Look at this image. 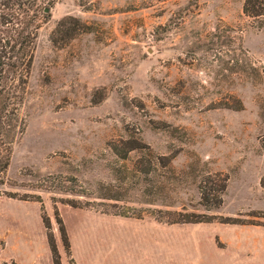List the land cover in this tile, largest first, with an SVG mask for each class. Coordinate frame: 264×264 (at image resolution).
Wrapping results in <instances>:
<instances>
[{"label": "rangeland", "instance_id": "374dc122", "mask_svg": "<svg viewBox=\"0 0 264 264\" xmlns=\"http://www.w3.org/2000/svg\"><path fill=\"white\" fill-rule=\"evenodd\" d=\"M243 2L40 0L4 188L39 198L0 195V264H264V17Z\"/></svg>", "mask_w": 264, "mask_h": 264}, {"label": "trees", "instance_id": "16d2710c", "mask_svg": "<svg viewBox=\"0 0 264 264\" xmlns=\"http://www.w3.org/2000/svg\"><path fill=\"white\" fill-rule=\"evenodd\" d=\"M40 7V0H0V195L20 200L35 199L39 196L6 191V185L14 186L6 177L15 143L26 130L27 120L24 104L28 80L33 63L38 32L46 23L49 13ZM49 8V7H48ZM242 12L251 18L264 17V0H244ZM252 70L256 68L250 65ZM233 104L224 102L220 107L242 109L240 100ZM126 154L121 158H125ZM227 178L215 189L199 186V204L205 209L218 208L221 195L226 188ZM264 188V176L260 179ZM173 223H209L215 219L229 222V217L179 211Z\"/></svg>", "mask_w": 264, "mask_h": 264}, {"label": "water", "instance_id": "95a60500", "mask_svg": "<svg viewBox=\"0 0 264 264\" xmlns=\"http://www.w3.org/2000/svg\"><path fill=\"white\" fill-rule=\"evenodd\" d=\"M49 8L48 7H45L44 8V12H48Z\"/></svg>", "mask_w": 264, "mask_h": 264}]
</instances>
